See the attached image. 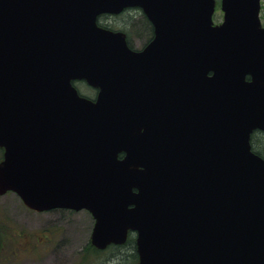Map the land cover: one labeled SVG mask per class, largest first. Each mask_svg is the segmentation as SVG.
<instances>
[{
  "label": "water",
  "instance_id": "water-1",
  "mask_svg": "<svg viewBox=\"0 0 264 264\" xmlns=\"http://www.w3.org/2000/svg\"><path fill=\"white\" fill-rule=\"evenodd\" d=\"M215 4L0 0V196L88 211L98 250L134 232L137 264H264L260 0ZM131 7L140 51L97 24Z\"/></svg>",
  "mask_w": 264,
  "mask_h": 264
},
{
  "label": "rangeland",
  "instance_id": "rangeland-1",
  "mask_svg": "<svg viewBox=\"0 0 264 264\" xmlns=\"http://www.w3.org/2000/svg\"><path fill=\"white\" fill-rule=\"evenodd\" d=\"M218 3L219 0H216L217 7L213 15L215 24L222 21V13ZM122 19L116 20L117 22L112 21L111 26L114 28L120 26L121 29L127 31L131 45L134 48H140L144 43V39H139L129 26H124L125 21H122ZM259 19L264 27V0H261ZM75 85L83 94L90 96L88 88L83 84L76 83ZM256 145L257 143H255ZM0 218L6 220L15 229L16 232L12 231L13 236L23 238V245H29L31 242L33 244L41 242L28 255L14 254L13 259L7 264L97 263L96 257H91L88 254L89 250H87L94 224L87 211L53 210L43 213L33 212L27 209L15 194L7 193L0 197ZM20 229L23 231L22 235H18ZM28 237H30L29 241ZM2 240H4L3 236L0 241ZM110 249L109 247L108 250L102 251L103 254L100 258L105 257L107 259L106 256L111 251ZM85 257H87V260H85Z\"/></svg>",
  "mask_w": 264,
  "mask_h": 264
},
{
  "label": "trees",
  "instance_id": "trees-1",
  "mask_svg": "<svg viewBox=\"0 0 264 264\" xmlns=\"http://www.w3.org/2000/svg\"><path fill=\"white\" fill-rule=\"evenodd\" d=\"M124 26H127L124 24ZM145 28L146 25L141 22H135L130 29L136 34L140 29ZM128 27V26H127ZM262 138V139H261ZM255 143L257 145L255 146ZM251 148L254 153L259 155L264 159V134L261 132H255L251 137ZM2 159V150L0 149V161ZM15 229L10 226L6 220H2L0 218V240L2 236L4 240L0 241V264H7L13 259V255L17 253L28 255L31 250L35 249L39 243L36 242L33 244L32 242L29 245H23V238L18 236H13L12 231ZM16 232V231H15ZM23 231L18 230V235H22ZM25 236V235H24ZM23 236V237H24ZM28 237V241H29ZM39 246V245H38ZM111 251L107 254V259L100 258L103 252L95 250L90 243L88 244L87 250H89L88 254L91 257H96L97 263L95 264H135L137 263V254L135 249V243L133 236H129L127 242L121 246H111ZM86 250V251H87ZM108 250V249H107ZM18 255V254H17ZM84 259V258H83ZM101 259V260H99ZM105 259V260H104ZM87 260V257H85ZM104 260V261H102ZM102 261V262H100ZM100 262V263H99Z\"/></svg>",
  "mask_w": 264,
  "mask_h": 264
},
{
  "label": "flooded vegetation",
  "instance_id": "flooded-vegetation-1",
  "mask_svg": "<svg viewBox=\"0 0 264 264\" xmlns=\"http://www.w3.org/2000/svg\"><path fill=\"white\" fill-rule=\"evenodd\" d=\"M120 18L121 19L123 18L122 21H125L124 24L129 26V27H131L137 21L146 25L145 28H143V26H142L140 31H137V33H136V36L139 39H144V43L141 45L140 48H134L133 47L134 49H137V50L143 49L153 38V27L150 24V22L147 20L145 15L138 8H129V9L124 10L122 13H120L118 15H104L100 18L102 27L107 28L109 30H122L126 34V40L129 44V46L132 47L130 40H129V37H128V34H127V31L121 29L120 26H118L116 28L111 26L112 21L117 22L116 20H118ZM79 83L83 84L86 88H88V90L90 92V96L83 94L81 91H79V93L81 95L95 101L97 98V94H98L99 89H93V87H88L84 81H79ZM122 155L123 154H119V157H122ZM130 235L133 236V238L135 240V237H136L135 233L130 232L129 236Z\"/></svg>",
  "mask_w": 264,
  "mask_h": 264
}]
</instances>
